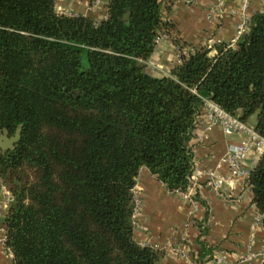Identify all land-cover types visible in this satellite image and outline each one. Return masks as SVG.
Listing matches in <instances>:
<instances>
[{
    "label": "trees",
    "instance_id": "trees-1",
    "mask_svg": "<svg viewBox=\"0 0 264 264\" xmlns=\"http://www.w3.org/2000/svg\"><path fill=\"white\" fill-rule=\"evenodd\" d=\"M164 1L108 0L96 21L56 0H0V133L20 128L0 151L13 264H159L163 250L133 234L140 168L187 188L205 97L264 136V9L234 42L154 75L146 60L170 26ZM249 182L264 213V150ZM199 243L203 264L214 254Z\"/></svg>",
    "mask_w": 264,
    "mask_h": 264
},
{
    "label": "crops",
    "instance_id": "crops-1",
    "mask_svg": "<svg viewBox=\"0 0 264 264\" xmlns=\"http://www.w3.org/2000/svg\"><path fill=\"white\" fill-rule=\"evenodd\" d=\"M107 2L96 0L91 5L90 0H56V6L100 21L107 15ZM219 2L165 0L163 17L170 26L146 60L148 70L154 75L169 74L179 58L195 48L210 47L219 41L234 42L242 20L243 0ZM263 9L264 0H250L247 12L252 17ZM244 136V132L226 133L219 124L207 127L198 114L191 138L195 153L193 178L201 184L196 203L180 191L170 190L147 166L140 168L134 187L139 203L134 213L133 234L140 243L163 250L159 264H192L200 241L227 264H264V213L253 202V191L246 179L225 183L222 193L206 183L210 171L230 174L229 165L221 158L230 144L240 142ZM259 156L249 153L243 166L251 170ZM13 200L0 188L3 221ZM193 220L204 223L206 232L202 233ZM5 237V228H0V264H13Z\"/></svg>",
    "mask_w": 264,
    "mask_h": 264
},
{
    "label": "built area",
    "instance_id": "built-area-1",
    "mask_svg": "<svg viewBox=\"0 0 264 264\" xmlns=\"http://www.w3.org/2000/svg\"><path fill=\"white\" fill-rule=\"evenodd\" d=\"M187 3H194L196 0H184ZM220 4L224 3V0H220ZM250 0H243L242 2V20L238 27V36L244 32L248 25L251 22V17L249 16L247 9L249 7ZM167 33H162L158 36L157 40ZM237 36V37H238ZM237 39V38H236ZM235 39V40H236ZM179 58L178 61H180ZM198 114H201L203 117V121L207 127H211L213 125L219 124L222 126L223 130L226 133L233 132H244L245 136L238 143H232L228 146L226 152L222 156L221 160L229 165L230 174L225 176L223 174H219L215 171H210L208 173V178L206 183L211 185L216 190H219L222 193L223 184L227 182H234L240 178H245L247 184L251 187L249 182V173L250 170L243 166L244 159L246 156L255 152L260 154L264 150V136L259 133L253 125L241 119L238 115H235L228 110H226L222 105H220L217 101L212 98L205 97L201 109ZM201 184L193 178V174L191 176V182L188 184L186 189H177L180 191L182 195L190 200L193 203H196L198 200L195 198V195L198 192ZM0 188L6 193L8 199L13 200L14 196L8 187L4 184L1 176H0ZM139 200L137 198V206ZM0 215V228H5L3 218L1 219ZM2 220V221H1ZM194 221V220H193ZM3 222V223H2ZM195 222V221H194ZM5 247L7 251L12 255V251L9 246L6 245V237H5ZM197 253L192 260V264H198L196 261ZM203 264H227L221 256H213L208 261H205Z\"/></svg>",
    "mask_w": 264,
    "mask_h": 264
},
{
    "label": "water",
    "instance_id": "water-1",
    "mask_svg": "<svg viewBox=\"0 0 264 264\" xmlns=\"http://www.w3.org/2000/svg\"><path fill=\"white\" fill-rule=\"evenodd\" d=\"M129 13L130 12H128L127 15ZM252 119L254 120V117ZM19 138H20V128L12 136H9L8 130L4 129V131L0 133V151H5L9 147H13L15 142L18 141ZM224 185L225 183L223 184V186Z\"/></svg>",
    "mask_w": 264,
    "mask_h": 264
},
{
    "label": "rangeland",
    "instance_id": "rangeland-1",
    "mask_svg": "<svg viewBox=\"0 0 264 264\" xmlns=\"http://www.w3.org/2000/svg\"><path fill=\"white\" fill-rule=\"evenodd\" d=\"M58 9V8H57ZM59 10V9H58ZM59 11H62V10H59ZM64 12H67V11H64Z\"/></svg>",
    "mask_w": 264,
    "mask_h": 264
}]
</instances>
